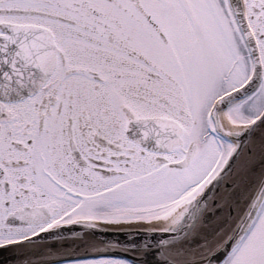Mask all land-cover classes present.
Masks as SVG:
<instances>
[{"label": "snow or ice", "instance_id": "6c2138e0", "mask_svg": "<svg viewBox=\"0 0 264 264\" xmlns=\"http://www.w3.org/2000/svg\"><path fill=\"white\" fill-rule=\"evenodd\" d=\"M0 264H264V0H0Z\"/></svg>", "mask_w": 264, "mask_h": 264}]
</instances>
